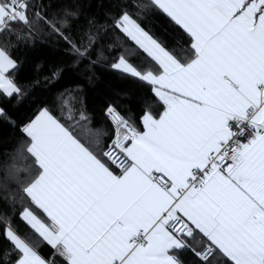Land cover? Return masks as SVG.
Returning <instances> with one entry per match:
<instances>
[{
	"label": "snow or ice",
	"instance_id": "6c2138e0",
	"mask_svg": "<svg viewBox=\"0 0 264 264\" xmlns=\"http://www.w3.org/2000/svg\"><path fill=\"white\" fill-rule=\"evenodd\" d=\"M0 264H264V0H0Z\"/></svg>",
	"mask_w": 264,
	"mask_h": 264
},
{
	"label": "trees",
	"instance_id": "16d2710c",
	"mask_svg": "<svg viewBox=\"0 0 264 264\" xmlns=\"http://www.w3.org/2000/svg\"><path fill=\"white\" fill-rule=\"evenodd\" d=\"M43 55V54H42ZM112 87V88H116V89H121V88H125L127 87L128 85L118 81V80H115V79H105L104 81H102V83L99 85L100 88H104V87Z\"/></svg>",
	"mask_w": 264,
	"mask_h": 264
}]
</instances>
